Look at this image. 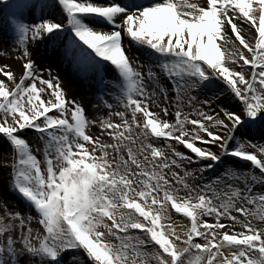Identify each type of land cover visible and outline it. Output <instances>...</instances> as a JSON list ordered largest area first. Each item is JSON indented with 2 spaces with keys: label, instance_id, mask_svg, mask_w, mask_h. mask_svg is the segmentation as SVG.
Wrapping results in <instances>:
<instances>
[{
  "label": "snow or ice",
  "instance_id": "obj_1",
  "mask_svg": "<svg viewBox=\"0 0 264 264\" xmlns=\"http://www.w3.org/2000/svg\"><path fill=\"white\" fill-rule=\"evenodd\" d=\"M3 3L0 23L25 63L19 82L9 66H0L9 82L0 79V138L13 150L11 163L0 167L10 169L7 189L27 212L0 203V264H22V257L23 264H65L67 251L75 252L70 264H264V193L254 191L264 185V0ZM243 24L255 29L254 43L242 34ZM122 32L146 57V73L126 54ZM45 35L79 78L95 77L98 93L116 92V104L98 95L107 117H89L51 70L44 78L28 44ZM107 68L114 79L105 78ZM169 91L174 110L161 106ZM193 91L212 96L201 101ZM227 93L241 112L212 108ZM25 130L36 134L41 148L33 150ZM225 157L251 163V171L225 166L221 173L243 180L244 191L219 190V178L189 183L195 173L186 164L203 162L196 169L203 173ZM170 209L190 220L187 231L171 222Z\"/></svg>",
  "mask_w": 264,
  "mask_h": 264
},
{
  "label": "rangeland",
  "instance_id": "obj_2",
  "mask_svg": "<svg viewBox=\"0 0 264 264\" xmlns=\"http://www.w3.org/2000/svg\"><path fill=\"white\" fill-rule=\"evenodd\" d=\"M1 4H4L3 0H0V5ZM52 19L55 21L57 19V17H53ZM28 21L29 22L34 21V16L32 13L28 14ZM103 30L104 31H110L111 29H109L107 27H103ZM123 34L126 35L125 33H123ZM247 39L249 40L250 43H254L253 39H249V38H247ZM50 45L51 44H50V42H48L47 35H45L44 40H40V41H36V42L30 41L28 44V50L30 53V58L35 62L37 67L40 69L44 78H48V75H49L48 70H51V75L53 77H58L59 73L64 74L63 72L55 71L54 67H52V64L59 63L63 59H62L60 50L51 48ZM235 47L239 48L242 46H240L238 44V41H237ZM141 52L142 51L140 50V53ZM245 53H246V55H250L246 52V50H245ZM22 56H23V50L22 49L16 50L15 45H14V39L13 40L9 39L7 37V35L2 30H0V66H4V65L9 66L10 70L14 73V77H15L16 82L22 77V74L24 72L22 65L25 63V60L20 59V57H22ZM247 74L248 73H246V75ZM106 75H114V73L112 72V70L110 68H107L106 69ZM65 76H67V75H65ZM0 79H4L6 83H9L7 78L4 77L2 74H0ZM162 80L165 83L164 85L167 86L169 89H171V87H170L171 85L168 83V81L166 79H162ZM220 87H223V85H220ZM84 90L86 91L88 96L91 95V92L88 89H84ZM100 95L102 96V93H100ZM192 95L197 96L199 100L203 101L205 99H209L212 96V92L201 93V92L193 91ZM229 95H231V94L227 93L219 101L214 102L212 104V108L218 112L221 110V108H228V110L236 111V112H237V110H240L239 108L236 107L238 105L237 102L231 103V102H229V100H227L228 99L227 96H229ZM168 99H170L169 101H172L173 105H170L168 103ZM168 99L164 100L165 104H161V106L163 107L165 105H170L171 108L174 110L175 106H176V99H175L174 93H172L171 91H170V98H168ZM161 100H163L162 97H161ZM197 107H204V110L206 112L208 111V108L206 106L201 105V104H198ZM117 110H122V108L117 109ZM184 110L186 112L189 111V109L187 107H185ZM105 113L106 114H105L104 118L107 117L108 113H109V110L107 108L105 110ZM113 119L116 122H119L118 117H113ZM141 119H142V117H141ZM168 119L173 120L174 118L172 116H169ZM191 127L192 126H189V128H191ZM99 132H100V129L98 127L92 128V133L94 135H98ZM237 135L239 136L240 133L238 132ZM23 136L29 142V144L32 146L34 151L36 149H39L42 147L41 142L37 139L36 135L33 134L32 132L25 131L23 133ZM252 136H254L253 132L251 133V137ZM104 139L110 140V137H104ZM259 140H261V139H257V141H259ZM171 143L173 144L174 147H176V142L172 141ZM161 146H163V141H161ZM196 146L197 147H205L200 142H196ZM177 150L184 152L186 155L193 156V158L195 160V154L191 153L190 150H187L182 146H179ZM212 150L219 152V149L215 146H212ZM36 154L38 155V157L41 160L43 159L42 154L40 152H36ZM169 154H171V153H169ZM12 156H13V150H12L11 146L9 145V143L5 139L0 138V165H3L5 163H11ZM225 166H228L234 170H242V171H251L252 170V167L250 164H248L247 162L238 160L236 158L224 159L223 164L218 165L214 169L205 171L203 173L196 171V169L205 167V164L203 162H200V163L193 162L192 164H186L185 168L187 171L195 173L194 179L189 178V183L193 187L200 186V185L212 184L213 181H215L219 178L222 180V183L216 185V187L219 190H221V191L228 190V186H231L232 188L239 187L242 191H244L245 190V182L243 180H234V179L229 178L228 176H221V173L224 171ZM185 168L178 170L181 175H183ZM9 171H10V169H8V168L0 167V203L6 202L8 205V211H10V212L20 211L22 213H26L27 209H26L25 202L23 201V199L19 195L12 192V193H9V194L4 196V193L5 194L7 193L6 189L4 191V186L7 185V179H8ZM256 174L259 175L258 170H256ZM201 177H202V179H201ZM254 191L258 192V193H264V185H256L254 188ZM183 194L184 193L182 192L181 195H183ZM170 212L172 215V221L171 222L174 224H180L182 226V228L180 230L187 231L190 228V220L187 217H182L181 215L177 214L174 209H170ZM31 214L34 217V214L33 213H31ZM3 215H4V209L2 207H0V216H3ZM210 222H211V220H210ZM224 222L227 223V221H224ZM165 223H168V222H165ZM255 223H260V222L255 221ZM33 227L35 229H37V227H39V231L41 232V234H43V229L35 222V220L33 221ZM132 231L137 232L138 230H132ZM148 251H152V249L149 248ZM74 255H75L74 251L65 252L63 255V259L65 261V264H70V258ZM80 255H83V253H80ZM24 259H25L24 257L21 258L22 264H23ZM152 264H154V262H152Z\"/></svg>",
  "mask_w": 264,
  "mask_h": 264
},
{
  "label": "bare ground",
  "instance_id": "obj_3",
  "mask_svg": "<svg viewBox=\"0 0 264 264\" xmlns=\"http://www.w3.org/2000/svg\"><path fill=\"white\" fill-rule=\"evenodd\" d=\"M139 2H141V3L149 2V0H139ZM242 28H243L242 34L245 35L246 39L247 38L253 39L255 37L256 31L254 28H250L247 24H243ZM227 34H228V36H233L231 31H228ZM122 43L125 46L126 54H128L130 59L133 60V63L138 64V65H143L144 67H142L140 70L146 73L148 62H147L146 57L143 55V53L142 52H141L142 54L140 53V49H138L131 40H128L125 37H123ZM218 43H220V41H218ZM154 70L158 71V69H154ZM57 72H60V71H57ZM58 75H59L58 77H59L60 82H61V86L65 89L67 97L69 99H77V98H78L77 100L83 99V102H84L83 105L88 110L87 114L89 117L97 116V117L104 118L106 113H105V111L102 112L101 106L100 105L97 106V103H92L90 97H88V95H85L84 91L82 92V90H81V89H84L85 85L95 84L96 83L95 77H92V79L90 81H85V79L80 78L79 84H75L74 76L68 75L66 73L65 74L59 73ZM65 75H68V76H65ZM162 79H163V77H161V83L164 85L165 83L163 82ZM82 81H83V83H82ZM149 90L154 91L155 89L150 87ZM81 94H82V96H81ZM157 95H159V93H157ZM169 95H170V91H169ZM227 98H228L227 100H229V102H231V103L237 102L234 98L231 97V95L227 96ZM110 100L113 104H116L115 96L110 98ZM169 100L170 99H168V103L170 105H173L172 101H169ZM162 104H165L164 99L162 100ZM236 107L240 109L239 104ZM237 112H241V109L237 110ZM5 189H6L7 193L6 194L4 193V196L9 194V193H12V192L8 191L7 185L4 186V191H5ZM37 229H39V227H37Z\"/></svg>",
  "mask_w": 264,
  "mask_h": 264
}]
</instances>
